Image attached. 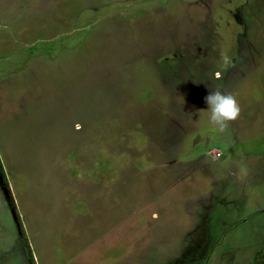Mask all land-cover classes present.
<instances>
[{
  "label": "rangeland",
  "instance_id": "1",
  "mask_svg": "<svg viewBox=\"0 0 264 264\" xmlns=\"http://www.w3.org/2000/svg\"><path fill=\"white\" fill-rule=\"evenodd\" d=\"M18 1L0 264H264V0ZM217 90L240 107L222 133Z\"/></svg>",
  "mask_w": 264,
  "mask_h": 264
},
{
  "label": "clouds",
  "instance_id": "2",
  "mask_svg": "<svg viewBox=\"0 0 264 264\" xmlns=\"http://www.w3.org/2000/svg\"><path fill=\"white\" fill-rule=\"evenodd\" d=\"M205 103L210 124L221 133L228 127L229 122L237 119L240 113L237 99L226 91H209L205 97Z\"/></svg>",
  "mask_w": 264,
  "mask_h": 264
},
{
  "label": "crops",
  "instance_id": "3",
  "mask_svg": "<svg viewBox=\"0 0 264 264\" xmlns=\"http://www.w3.org/2000/svg\"><path fill=\"white\" fill-rule=\"evenodd\" d=\"M22 1H23V0H19V1L17 2L19 6H20V3H21ZM20 8H22V7L20 6ZM45 29H46V27H43V28H42L43 31H44ZM42 30H41V31H42ZM1 31H2V30H1ZM1 31H0V32H1ZM5 32H7V31H3V35L0 36L1 38H3V36L6 34ZM24 32H25V31L22 29L21 32H20V36H21ZM28 45H30V44H28ZM28 45H27V46H28ZM24 47H25V46H24Z\"/></svg>",
  "mask_w": 264,
  "mask_h": 264
},
{
  "label": "water",
  "instance_id": "4",
  "mask_svg": "<svg viewBox=\"0 0 264 264\" xmlns=\"http://www.w3.org/2000/svg\"><path fill=\"white\" fill-rule=\"evenodd\" d=\"M5 192H6V190H5Z\"/></svg>",
  "mask_w": 264,
  "mask_h": 264
}]
</instances>
